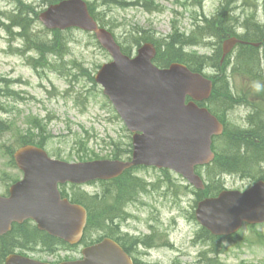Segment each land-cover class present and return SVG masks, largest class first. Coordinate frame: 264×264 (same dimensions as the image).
Segmentation results:
<instances>
[{"label":"rangeland","instance_id":"1","mask_svg":"<svg viewBox=\"0 0 264 264\" xmlns=\"http://www.w3.org/2000/svg\"><path fill=\"white\" fill-rule=\"evenodd\" d=\"M45 1L0 0V88H5V93L0 92V119L3 121L0 128V194L7 193L15 179L23 176L17 166H13L8 152L16 148L17 135L34 130L36 119L47 123L45 148L48 152L54 158L69 162L81 158H112L113 154L123 153L120 158L126 159L132 142L124 122L100 85L80 74L70 83L68 77L56 71H36L27 55L15 49H23L24 41L18 35V28L13 34L8 31L10 16L19 11L21 2L40 13L47 7ZM88 1L93 3L95 12L109 22L117 39L128 47L132 34L138 33L139 29L150 31L156 38H168L176 30L187 35L197 24H205L208 18L218 19L227 9L235 10L231 15L238 35L256 34L259 27L264 29V0H130L131 5L127 6L119 4V0ZM43 28L44 25L36 20L33 30L41 32ZM69 36H72L68 42L70 54L65 59L82 63L95 76L100 66L110 60V55L85 31L76 29ZM214 41V52H218L220 39ZM186 48L190 52L213 53L212 46ZM32 55L36 53L32 52ZM235 55L230 57L233 61ZM206 73L217 76L218 71L210 67ZM234 78L232 81L241 93L251 86L246 75L237 74ZM7 85L15 92L8 93ZM248 98L254 100L253 95ZM256 102L264 107V103ZM248 112L249 108L242 105L227 114L232 129L236 125L247 126ZM202 173L207 181L205 172ZM134 175L145 180L146 188L137 189L131 201L122 202V210L120 201L115 199L116 183H88L77 188L66 186L69 194L74 189L77 193L87 192L89 196L97 192L102 196L106 194L104 201L115 207L111 208L119 230L116 226L95 230L89 239H96L107 230L113 231L137 260L145 264H264V224L245 225L233 239L211 241L203 238L201 227L193 216L197 196L191 191L192 187L185 188L187 183L181 176L171 170L153 167L138 168ZM248 182L239 175L223 177L225 188L229 189H244ZM57 246L53 253L41 247L42 251L37 248V251L27 249L25 252L36 259L58 262L64 258H78L84 245L74 250Z\"/></svg>","mask_w":264,"mask_h":264},{"label":"water","instance_id":"2","mask_svg":"<svg viewBox=\"0 0 264 264\" xmlns=\"http://www.w3.org/2000/svg\"><path fill=\"white\" fill-rule=\"evenodd\" d=\"M39 18L49 29L78 27L92 32L111 54L112 60L100 67L95 80L134 132L133 159L68 162L34 144L19 147L14 158L24 176L10 187L9 195H0V235L10 231L13 223L32 219L40 230L70 244L80 243L87 227V209L63 197L60 184L112 179L135 165L171 168L205 189L195 167L214 159L213 137L224 131L209 108L197 103L210 98L212 79L181 63L158 67L153 62L157 49L151 42L134 56L125 54L113 33L92 16L86 0H61ZM237 42L236 37L224 42L223 59ZM187 97L192 100L187 102ZM196 218L215 235H231L245 222H264V180L245 190L225 189L204 198L197 205ZM82 254L81 259L60 264H133L131 256L110 237L85 247ZM6 264L51 263L13 253Z\"/></svg>","mask_w":264,"mask_h":264},{"label":"trees","instance_id":"3","mask_svg":"<svg viewBox=\"0 0 264 264\" xmlns=\"http://www.w3.org/2000/svg\"><path fill=\"white\" fill-rule=\"evenodd\" d=\"M58 1L60 0H46L45 3L51 4ZM129 1L130 0H119V4L122 6L131 5ZM152 7L153 9H157L156 6ZM89 8L100 24L110 29L109 22L102 16H99L93 9V3L89 2ZM18 9L19 11L16 14L10 16V24L7 26V29L12 34L15 28L19 29L18 35L22 37L24 41L23 49H15L21 52V54L27 55L30 65L36 71H40L41 69L56 71L62 76L68 77L70 83H73V77L76 79L77 74H80L88 78L93 84H97L93 74L90 73L87 68H84L82 63H78L76 60L72 59H65L68 54H70L68 42L69 38H72V36L67 37V35H69V33L73 34V32H76V29H68L65 31L54 30L50 32L43 28L41 32L34 31L33 25L38 19V12H35V10L25 2H21ZM230 19V16H219L218 19L208 20L205 24H197L192 32L187 35L176 30L169 35L168 38H156L150 31L139 29L138 33L132 34L130 47L121 43L123 51L131 55L135 51V47L140 46L143 42H155L158 48V55L155 61L161 67L169 66L173 62H182L187 64L194 71L202 72L209 67L216 68L218 71L217 76H211L214 79V90L211 98L208 100V106L211 111L225 123L226 128L224 134L214 141V148L217 152L214 162L206 165L205 168H198V172H205L208 183L206 189L203 191L195 190L194 188L191 189L197 196L196 203L204 196L217 195L223 190V177L225 175L236 174L251 182L264 179V111L262 112L259 105L256 103L254 104L253 111L247 117L249 123L248 128H240V126H237L232 129L227 120V114L231 109L238 104H248L249 101V93L244 91L243 94H238V92L236 93L234 91L232 84V77L234 75H246L251 81V89L259 92V96L264 100V54H260L258 48L254 46L241 45L238 52H236L234 61L229 55L224 64L221 65V53L205 54L185 50L187 49L186 47L202 45V43L206 42L207 36H215L214 38L217 37V39H221L222 36L226 37L234 34V22ZM258 31L264 32L261 27L258 28ZM87 34L95 39L93 34L88 32ZM247 39L252 40L253 37L247 36ZM32 52L36 53V55H32ZM75 70H77V72H75ZM3 81L7 80L4 79ZM0 85H2L1 80ZM257 85H260L259 90H257ZM9 86L10 85H7L6 91L8 93L11 91L15 92L10 90L11 88ZM3 89L5 88H0V92H4ZM2 122L3 121L0 119V128L2 127ZM15 139L16 148L24 144L45 146L48 142L47 123L41 119H36L34 121V130L19 134ZM16 148L10 149L8 152L11 156L13 166H15L13 152ZM128 153H131L130 148L127 150V154ZM123 154H113L112 158H120ZM81 160L84 159L81 158ZM125 176V182H123L122 179L113 182L118 186L114 188L117 190L115 199L120 201V208L122 200L124 202L130 199V197L127 198V194L131 193V195H133L132 189H129V187L132 186L134 180H136V178L131 179L128 177V173L125 174ZM16 180L17 179H15V181ZM140 186L143 187L144 185L140 184ZM190 187L189 185H185V188ZM63 192L64 195L70 196L74 202L85 205L89 211L88 226L83 239L84 244H89L104 236H110L123 242L124 246H126L120 236L108 230L104 235L96 239H89L90 235L95 230H105L106 228L113 229V226H116L115 219L117 217L112 214L110 209L111 206L107 207L104 201L106 194L102 196L97 192L95 195L89 196L87 192L77 193L75 190L70 194L66 190ZM124 192H126L125 197ZM193 216H195L194 212ZM115 228L117 231L119 230L118 226ZM200 230L203 232V238L211 239V241H214V239H221V237L214 236L205 228H201ZM235 237H237V235L230 238L232 239ZM57 245L66 246L68 249L73 247L76 248V246H70L61 239L39 230L32 221H26L23 224H15L12 231L0 237V264H5L6 257L10 253L16 252L18 249H24V251H20V253L27 254L25 250H36L41 247L44 251L53 253L56 251ZM41 248L40 251H42ZM125 248L130 250L128 247Z\"/></svg>","mask_w":264,"mask_h":264},{"label":"flooded vegetation","instance_id":"4","mask_svg":"<svg viewBox=\"0 0 264 264\" xmlns=\"http://www.w3.org/2000/svg\"><path fill=\"white\" fill-rule=\"evenodd\" d=\"M232 11H235V10H233V9L232 10H229V9L224 10L223 13H222V16L231 15V12ZM258 48L261 51L264 49V36L263 37H260V42H259Z\"/></svg>","mask_w":264,"mask_h":264},{"label":"clouds","instance_id":"5","mask_svg":"<svg viewBox=\"0 0 264 264\" xmlns=\"http://www.w3.org/2000/svg\"><path fill=\"white\" fill-rule=\"evenodd\" d=\"M256 87H257V90H259V88H260V85H257Z\"/></svg>","mask_w":264,"mask_h":264},{"label":"bare ground","instance_id":"6","mask_svg":"<svg viewBox=\"0 0 264 264\" xmlns=\"http://www.w3.org/2000/svg\"><path fill=\"white\" fill-rule=\"evenodd\" d=\"M235 70V69H234ZM228 72V71H227Z\"/></svg>","mask_w":264,"mask_h":264}]
</instances>
